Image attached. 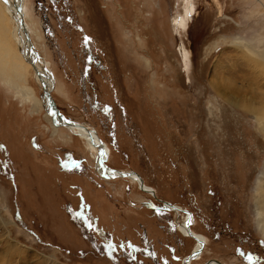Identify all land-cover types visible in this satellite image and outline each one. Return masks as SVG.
Masks as SVG:
<instances>
[{
	"label": "rangeland",
	"instance_id": "rangeland-1",
	"mask_svg": "<svg viewBox=\"0 0 264 264\" xmlns=\"http://www.w3.org/2000/svg\"><path fill=\"white\" fill-rule=\"evenodd\" d=\"M27 2L58 108L96 130L107 164L139 174L156 198L129 178L103 179L66 128L54 135L17 91L41 98L33 69L18 80L2 58L0 264H183L195 240L159 200L192 213L209 239L194 264H264V0ZM101 191L117 196L115 210Z\"/></svg>",
	"mask_w": 264,
	"mask_h": 264
},
{
	"label": "bare ground",
	"instance_id": "bare-ground-1",
	"mask_svg": "<svg viewBox=\"0 0 264 264\" xmlns=\"http://www.w3.org/2000/svg\"><path fill=\"white\" fill-rule=\"evenodd\" d=\"M27 3V0H0V60L3 61L4 59L5 61H10L13 74L18 80L23 81L25 80V73L23 71L25 69L24 66L26 64L30 65L34 72V79L42 91L41 98L38 99L35 97L32 88L18 85L17 91L19 95L24 97L23 99L27 103H30V101L38 103L36 105H39L40 107H38L45 112V118L50 123L54 135L58 134L59 129L62 127L64 129L66 128L72 135H76L80 138V140L85 143L86 148L91 151L92 157L96 163L95 170L103 179L110 181L118 178H129L132 183L139 186L141 191L149 193L156 198V192L150 186L146 185V181L139 174L132 171H119L107 164L110 160L111 152L108 145L102 140L96 130L89 128L84 123L68 119L58 108L52 96L57 89L52 65L42 56L38 50L37 44L31 38L32 31L28 23ZM8 24H11L12 27L9 28ZM172 26L175 30L177 29L178 33L182 28L184 29L185 23L183 17L175 18ZM12 39L16 46L15 50L11 46ZM180 51L184 61H188L186 56L187 53L185 54L183 45L180 47ZM13 85L14 84H12V86ZM258 187H260L259 184ZM159 201L165 204L167 211L175 212L180 219L182 218L181 222L178 221L175 223L177 230H179L185 238L188 237L195 240V247L192 253L183 260V264H194L193 262L195 260H200L203 257H199V255L207 251L210 244L209 239L192 228V226L196 224V219L192 213L176 204ZM260 207V212L257 213H259L260 217H264L261 214V212L264 211V191L261 195ZM259 224L263 226L264 219ZM13 250H15V248H13ZM207 264L223 263L210 260V263Z\"/></svg>",
	"mask_w": 264,
	"mask_h": 264
},
{
	"label": "crops",
	"instance_id": "crops-1",
	"mask_svg": "<svg viewBox=\"0 0 264 264\" xmlns=\"http://www.w3.org/2000/svg\"><path fill=\"white\" fill-rule=\"evenodd\" d=\"M89 173V175L88 176H90L91 175V173L90 172H88ZM94 176V175H93ZM87 178H90V177H87ZM96 178V177H95ZM97 180H98V182L100 183V185H104V181L103 180H101V179H99L98 177L96 178ZM89 182V181H88ZM114 182H116V183H118V182H121V181H114ZM87 187V186H86ZM104 187V186H103ZM82 191H84V194H83V196H82V198L84 199L83 200V203L86 205V207H87V209L88 210H90L89 211V213L90 214H93L94 215V207H93V204L92 203H90V201L88 200V198H87V196H86V191H85V187H84V189H82ZM102 192H104V191H101V192H99L100 194H103ZM107 196H106V195ZM104 197H105V200H106V202H107V204H108V206L110 207V209H111V211L112 210H115V205H114V203H113V201L111 202V200H108L109 199V197H112L113 196V194L111 193H106V191L104 192ZM109 195V196H108ZM113 197H117V196H113ZM166 202H168V201H166ZM169 203H171V202H169ZM173 204V203H172ZM92 210V211H91ZM94 218L95 219H99L100 220V217H98V216H96V214L94 215Z\"/></svg>",
	"mask_w": 264,
	"mask_h": 264
},
{
	"label": "snow or ice",
	"instance_id": "snow-or-ice-1",
	"mask_svg": "<svg viewBox=\"0 0 264 264\" xmlns=\"http://www.w3.org/2000/svg\"><path fill=\"white\" fill-rule=\"evenodd\" d=\"M249 260H251L252 258L251 257H248Z\"/></svg>",
	"mask_w": 264,
	"mask_h": 264
},
{
	"label": "water",
	"instance_id": "water-1",
	"mask_svg": "<svg viewBox=\"0 0 264 264\" xmlns=\"http://www.w3.org/2000/svg\"><path fill=\"white\" fill-rule=\"evenodd\" d=\"M191 258V257H190Z\"/></svg>",
	"mask_w": 264,
	"mask_h": 264
}]
</instances>
